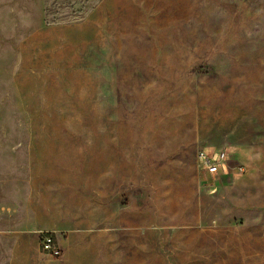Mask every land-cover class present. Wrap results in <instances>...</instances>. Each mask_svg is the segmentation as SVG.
<instances>
[{"label": "rangeland", "instance_id": "rangeland-1", "mask_svg": "<svg viewBox=\"0 0 264 264\" xmlns=\"http://www.w3.org/2000/svg\"><path fill=\"white\" fill-rule=\"evenodd\" d=\"M203 148L233 153L223 178L202 181ZM37 163L53 214L61 183L109 191L96 264H264V0H0L7 250L55 231L21 201Z\"/></svg>", "mask_w": 264, "mask_h": 264}, {"label": "crops", "instance_id": "crops-1", "mask_svg": "<svg viewBox=\"0 0 264 264\" xmlns=\"http://www.w3.org/2000/svg\"><path fill=\"white\" fill-rule=\"evenodd\" d=\"M37 164H28L30 167H27L26 164L27 172L28 170L29 172L24 181L27 182L31 193L23 195L21 201L24 204L26 212L33 219L35 217L39 218L41 214L43 217L50 216L52 221L48 228L50 227L55 231L60 230L64 233L65 241L63 243L66 249L64 257L55 261L42 257L39 253L40 251H38L39 245L36 230H29L30 232L8 231L4 235L7 237V240L9 239L8 242L10 241V248L7 250L4 246L0 245V264H96L97 261L101 263V259L99 258L101 252L96 255L93 248H96L94 244L96 238H98L97 248L99 251L103 250L105 235L107 242L110 240L111 199L109 191L105 193L104 187H96L92 191L94 194L92 199L88 200L87 192L89 190L86 186L79 187L75 185V188L72 189L69 184L65 185L61 183L58 190L60 189L63 194L62 200H60L62 205L58 208L55 206L53 214L48 210V207L46 208V202L43 200L45 198H42V195L39 194L41 183L44 182L42 177L43 175L46 176V173L42 172L39 163ZM228 167L229 165L217 177V180L226 175ZM67 181L69 180L67 179ZM71 191L77 192L78 197H74ZM2 210L9 211L8 213L10 214L14 211L11 207H7L6 209L1 208ZM64 224L67 227H63ZM80 226H84V228ZM44 228L42 224L41 227H37L36 229ZM28 242L35 245L34 247L39 257L27 258L23 255V250Z\"/></svg>", "mask_w": 264, "mask_h": 264}, {"label": "built area", "instance_id": "built-area-1", "mask_svg": "<svg viewBox=\"0 0 264 264\" xmlns=\"http://www.w3.org/2000/svg\"><path fill=\"white\" fill-rule=\"evenodd\" d=\"M233 154L229 148H203L197 153V167L202 181L211 180L212 182L220 176L227 165H229V157ZM237 171H241L240 165L236 167ZM55 231L39 232L37 234L39 251L50 258L60 259L63 256V249L56 241Z\"/></svg>", "mask_w": 264, "mask_h": 264}]
</instances>
